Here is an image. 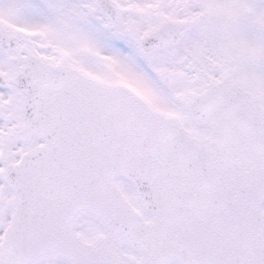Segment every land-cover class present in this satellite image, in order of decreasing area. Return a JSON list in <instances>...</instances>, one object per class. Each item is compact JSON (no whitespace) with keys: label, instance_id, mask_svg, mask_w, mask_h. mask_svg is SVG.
I'll list each match as a JSON object with an SVG mask.
<instances>
[{"label":"snow or ice","instance_id":"6c2138e0","mask_svg":"<svg viewBox=\"0 0 264 264\" xmlns=\"http://www.w3.org/2000/svg\"><path fill=\"white\" fill-rule=\"evenodd\" d=\"M0 264H264V0H0Z\"/></svg>","mask_w":264,"mask_h":264}]
</instances>
